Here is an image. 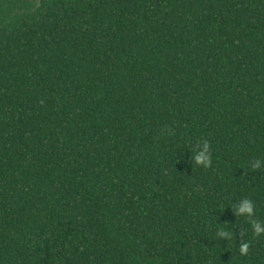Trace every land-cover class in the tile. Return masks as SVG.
Returning a JSON list of instances; mask_svg holds the SVG:
<instances>
[{
	"label": "trees",
	"instance_id": "trees-1",
	"mask_svg": "<svg viewBox=\"0 0 264 264\" xmlns=\"http://www.w3.org/2000/svg\"><path fill=\"white\" fill-rule=\"evenodd\" d=\"M4 4L0 264H264V0Z\"/></svg>",
	"mask_w": 264,
	"mask_h": 264
},
{
	"label": "clouds",
	"instance_id": "clouds-1",
	"mask_svg": "<svg viewBox=\"0 0 264 264\" xmlns=\"http://www.w3.org/2000/svg\"><path fill=\"white\" fill-rule=\"evenodd\" d=\"M194 158L197 165H203L206 168L210 166L211 157L209 155V144L207 142L203 144L202 150H200ZM253 167L259 168L260 162H257L255 165H253ZM254 209L255 205L250 199H243L236 205V214L240 216L252 217L254 215ZM251 227L256 235L264 234V224L261 222L253 221ZM218 233L226 240H228L230 237V234L227 231H218ZM248 250L249 244L247 242H244L239 246V252L241 256H246L248 254Z\"/></svg>",
	"mask_w": 264,
	"mask_h": 264
},
{
	"label": "flooded vegetation",
	"instance_id": "flooded-vegetation-1",
	"mask_svg": "<svg viewBox=\"0 0 264 264\" xmlns=\"http://www.w3.org/2000/svg\"><path fill=\"white\" fill-rule=\"evenodd\" d=\"M13 1L16 2L17 0H13ZM7 2H12V0H0V7H2L3 5H5L4 3H7Z\"/></svg>",
	"mask_w": 264,
	"mask_h": 264
}]
</instances>
